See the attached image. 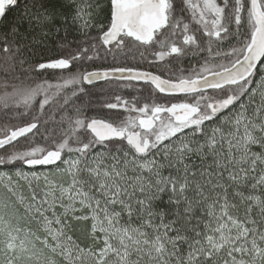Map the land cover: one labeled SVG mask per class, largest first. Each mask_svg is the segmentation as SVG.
Listing matches in <instances>:
<instances>
[{"label": "snow or ice", "instance_id": "snow-or-ice-1", "mask_svg": "<svg viewBox=\"0 0 264 264\" xmlns=\"http://www.w3.org/2000/svg\"><path fill=\"white\" fill-rule=\"evenodd\" d=\"M0 57L25 118L0 128V264H264V0H0ZM99 81L184 99L116 95L113 122L73 102Z\"/></svg>", "mask_w": 264, "mask_h": 264}, {"label": "trees", "instance_id": "trees-1", "mask_svg": "<svg viewBox=\"0 0 264 264\" xmlns=\"http://www.w3.org/2000/svg\"><path fill=\"white\" fill-rule=\"evenodd\" d=\"M92 34H96V30H92ZM63 35V33H61ZM76 36V33L70 32L69 33V40L73 39V37ZM51 43V40L49 41ZM131 58H129L127 61L124 60L123 57L120 58V63L128 62ZM111 63V57H109L108 61L105 62L103 60H98L94 64H89L87 67L89 69L95 68V67H107ZM25 68L28 67L27 64L24 65ZM19 70V69H17ZM61 75L60 70H48L47 72L43 73L39 77H33L31 80H25V83L34 84L35 82H38L39 80L48 79L53 82H55L56 78ZM5 78H8L11 80L10 74H6L3 69V62L2 57H0V93L4 91L3 88V82ZM137 87H124L121 82H104L99 81L96 82L94 85H85L84 87L87 89V94H79L78 97H73V102L78 105H84L87 106L88 102L91 101V107H85V114L87 116H96L99 118L109 119L113 122H117L119 119H123L128 115L127 112H125L123 109H107L102 107V105L106 102H115V96L120 95L123 98L131 101L134 97L139 99V106H142L143 103H152L153 101L158 103H165L170 104L172 102H180L184 99L182 95H174L169 96L167 94L162 93H155L152 89H150L147 86H143L142 88L139 86L141 83H136ZM69 109L71 105L68 106ZM53 108H55V105L52 106H46V114L47 115H54V120L51 121L46 127L48 129H57V121L60 120L61 113L59 111H56L53 113ZM20 111H23V109H20ZM135 115V113H133ZM25 122V118H12V110H8L7 112L3 109H0V128L7 126H13V125H20ZM66 126V125H65ZM45 134V128H41L40 132L35 137V142L39 144H45L46 141L43 139V136ZM55 134V133H54ZM26 141L24 139L20 140V143L17 145V147H23L25 145ZM100 149L97 148V151ZM38 171L42 169H37ZM165 175L168 174V171L166 170ZM24 194L27 195V189L25 188Z\"/></svg>", "mask_w": 264, "mask_h": 264}, {"label": "flooded vegetation", "instance_id": "flooded-vegetation-1", "mask_svg": "<svg viewBox=\"0 0 264 264\" xmlns=\"http://www.w3.org/2000/svg\"><path fill=\"white\" fill-rule=\"evenodd\" d=\"M126 63H128L129 65L135 64L138 67H141L145 70H150L154 73H158L161 74L162 76L171 77L174 79L176 76L181 74L180 73L181 68L185 69L184 74L186 75L187 70L189 69L191 64L195 63V60L190 58H184L181 61H172L170 64L167 62H161L158 65L152 66L149 65L147 62L142 61L139 55H137L135 60L130 59ZM136 83H141V82H136Z\"/></svg>", "mask_w": 264, "mask_h": 264}, {"label": "rangeland", "instance_id": "rangeland-1", "mask_svg": "<svg viewBox=\"0 0 264 264\" xmlns=\"http://www.w3.org/2000/svg\"><path fill=\"white\" fill-rule=\"evenodd\" d=\"M3 190H2V188H0V192H2Z\"/></svg>", "mask_w": 264, "mask_h": 264}]
</instances>
